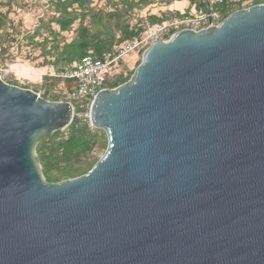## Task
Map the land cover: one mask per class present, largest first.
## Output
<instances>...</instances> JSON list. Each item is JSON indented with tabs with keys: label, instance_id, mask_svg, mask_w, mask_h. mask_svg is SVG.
Masks as SVG:
<instances>
[{
	"label": "water",
	"instance_id": "obj_1",
	"mask_svg": "<svg viewBox=\"0 0 264 264\" xmlns=\"http://www.w3.org/2000/svg\"><path fill=\"white\" fill-rule=\"evenodd\" d=\"M74 115L0 78V264H264V2L146 48L91 103L105 153L47 182Z\"/></svg>",
	"mask_w": 264,
	"mask_h": 264
},
{
	"label": "trees",
	"instance_id": "obj_2",
	"mask_svg": "<svg viewBox=\"0 0 264 264\" xmlns=\"http://www.w3.org/2000/svg\"><path fill=\"white\" fill-rule=\"evenodd\" d=\"M48 0L47 11L39 17L33 31L22 33L19 23L10 17L14 6L23 8V0H0V66L10 55L14 44L24 40L32 50H38L40 67L50 66L55 75H45L38 89H43V98L60 101L64 89H72L76 81L57 76L66 67L84 56L102 59L117 46L142 36L146 30L156 24L180 16L182 13L169 9L152 13L160 0ZM176 1L165 0L166 6ZM197 10L203 9L205 0H188ZM251 2V3H249ZM264 0H247L246 5L222 6L223 18L237 9L263 3ZM8 7L6 10L2 8ZM186 14L190 11L184 12ZM16 36H19L17 39ZM147 47L139 50L138 56ZM140 63H138L139 65ZM134 69L129 70L127 59L123 58L104 82L103 89L113 90L128 82ZM63 84L59 93H52V86ZM17 85L16 81L10 83ZM64 101L71 102L68 98ZM71 102L74 118L64 130L41 135L36 143V160L41 167L44 179L50 183H59L78 178L88 173L105 153L108 147L107 134L103 129L95 128L89 118L82 119L88 109L82 107V101ZM102 154V155H100Z\"/></svg>",
	"mask_w": 264,
	"mask_h": 264
},
{
	"label": "built area",
	"instance_id": "obj_3",
	"mask_svg": "<svg viewBox=\"0 0 264 264\" xmlns=\"http://www.w3.org/2000/svg\"><path fill=\"white\" fill-rule=\"evenodd\" d=\"M226 2L230 5L244 6L247 0H205L206 6L203 9L188 14L182 13L173 19L156 23L150 26L142 36L117 46L113 51L106 53L102 59L84 56L57 74L63 79L76 81L72 89L63 90L62 98L82 101L81 106L90 110L94 97L103 89L105 80L123 58L136 50L148 48L158 41H167L179 31H200L218 25L224 19L221 8ZM11 72L9 66L0 67V78L4 80ZM63 99L60 101H64Z\"/></svg>",
	"mask_w": 264,
	"mask_h": 264
},
{
	"label": "rangeland",
	"instance_id": "obj_4",
	"mask_svg": "<svg viewBox=\"0 0 264 264\" xmlns=\"http://www.w3.org/2000/svg\"><path fill=\"white\" fill-rule=\"evenodd\" d=\"M48 0H23L24 7L18 8L17 6L12 7L10 17L15 21V24L19 23V28L22 33L33 31L38 25V20L40 16H43L46 11V5ZM97 1V0H96ZM106 0H99L98 5H102ZM165 0H160L159 6L152 8L150 12L159 13L160 10H166L167 6L163 2ZM251 3V2H249ZM8 7L2 8L6 10ZM19 39V36H16ZM139 50H136L126 56L127 67L129 70L136 69L138 63L143 59V53L138 56ZM38 50H32L30 46L23 40L20 43L14 44L10 49V55L6 58L3 66H9L12 72L4 78L7 83H12L16 81L18 86L22 88L31 89L33 91L37 90L36 87H40L43 83V77L47 74L54 75L55 72L52 67H40L41 58L37 57ZM63 84L52 86V93H59ZM43 96V89H38L35 91ZM50 100V98L48 99ZM71 102L75 103V107H78L74 99H69ZM51 101V100H50ZM82 119L89 118V110L84 114H80ZM102 155V154H100Z\"/></svg>",
	"mask_w": 264,
	"mask_h": 264
},
{
	"label": "crops",
	"instance_id": "obj_5",
	"mask_svg": "<svg viewBox=\"0 0 264 264\" xmlns=\"http://www.w3.org/2000/svg\"><path fill=\"white\" fill-rule=\"evenodd\" d=\"M167 9L172 11H178L184 13L186 11L195 12L197 8L192 5L188 0L176 1L173 4L167 6Z\"/></svg>",
	"mask_w": 264,
	"mask_h": 264
}]
</instances>
